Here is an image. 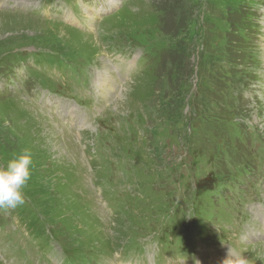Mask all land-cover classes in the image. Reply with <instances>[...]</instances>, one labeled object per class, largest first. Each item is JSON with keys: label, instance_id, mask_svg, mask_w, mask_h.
<instances>
[{"label": "rangeland", "instance_id": "1", "mask_svg": "<svg viewBox=\"0 0 264 264\" xmlns=\"http://www.w3.org/2000/svg\"><path fill=\"white\" fill-rule=\"evenodd\" d=\"M8 1L0 0V165L25 149L33 165L25 204L0 210L1 229L22 247H4L3 258L197 264L198 225L224 234L247 206L229 244L264 264L255 235L264 220V0H114L105 19L90 10L106 0H84L82 23L93 28L83 34L55 20L53 9L70 0H16L14 12ZM32 3L50 7L38 14ZM35 58L93 63L90 91L76 94L74 112H58L62 121L48 125L12 102L17 78L61 91L47 71L31 72ZM60 93L74 96L68 86ZM127 251V260L114 256Z\"/></svg>", "mask_w": 264, "mask_h": 264}, {"label": "clouds", "instance_id": "2", "mask_svg": "<svg viewBox=\"0 0 264 264\" xmlns=\"http://www.w3.org/2000/svg\"><path fill=\"white\" fill-rule=\"evenodd\" d=\"M32 165V153L28 149L8 160L6 165H0V210H15L25 204L24 189L31 178ZM222 264H256V259L234 255L229 250Z\"/></svg>", "mask_w": 264, "mask_h": 264}, {"label": "bare ground", "instance_id": "3", "mask_svg": "<svg viewBox=\"0 0 264 264\" xmlns=\"http://www.w3.org/2000/svg\"><path fill=\"white\" fill-rule=\"evenodd\" d=\"M106 2H108V1H106ZM68 30H69V29H68ZM70 31L73 32L74 30H73V31L70 30ZM74 33H77V32L74 31ZM62 36H64V34H62ZM103 85H104V84H103ZM116 103H117V101H116ZM218 262H219L220 264H222V261L218 260Z\"/></svg>", "mask_w": 264, "mask_h": 264}]
</instances>
